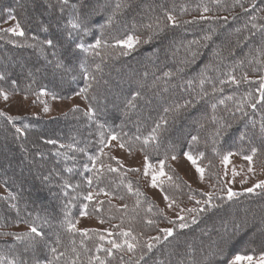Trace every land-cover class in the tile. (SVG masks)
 <instances>
[{"label":"trees","instance_id":"1","mask_svg":"<svg viewBox=\"0 0 264 264\" xmlns=\"http://www.w3.org/2000/svg\"><path fill=\"white\" fill-rule=\"evenodd\" d=\"M49 1L51 2L49 5L45 2L41 4L44 13L38 18L35 16L37 19L30 17L31 9L37 7L35 1H32L33 4L30 6L28 5L31 4L30 0H10L0 5V22L11 13L25 32L24 36H17L7 31H0V61L3 62L4 54L12 52L13 57L8 59L7 63L26 65V69L18 73L0 65V76L3 77L0 79V87L27 94L36 95L43 90L58 96H68L85 88L88 83L80 68V63L83 61L88 71L95 76V80L90 81L91 87L83 93L94 110L91 114L93 118L89 119V116L82 111L71 113L72 115L65 116V121L54 128L56 133L48 136L45 129L36 130L32 126L41 121L51 124L49 120L30 117L10 120L6 115L0 114V135L5 132L12 137V142L9 140L5 142L6 150L11 148L10 152L13 153L11 143L16 144L14 150L17 155L8 160L9 165L21 159L26 169L31 170L33 165L27 159H31V156L19 150L20 143L28 144L32 151L38 144L40 145V142L50 138L49 140H55L56 143H49L50 147L44 152L50 154V161L56 163V168H60L61 174L67 179L64 180L65 182L62 181L61 185L53 187V192L47 196L44 187L38 191L35 187H42L43 184L48 183V180L41 182L32 174L28 181L31 187L28 191L38 193L41 199L45 200L43 205L33 204L27 196L18 194L22 189L23 174L21 172L13 174L11 170L8 174L7 169L2 171L5 175H0V182L11 194L15 214L13 216L5 214V209L8 210L4 202L6 199L0 198V227L16 222L27 226L31 224L42 231L45 237V240L37 244L34 250L30 248L25 251L22 245H27V240L17 241L15 238L3 235L4 232L0 228V259L4 264H8L9 260L17 261L18 264H23L24 261H27V264H35L37 259L42 262L52 260V264H100L101 260L104 264H136L141 248L137 247L134 253L129 252L123 241L125 239L130 243L135 241L131 236L124 237L122 231H131L141 246L149 237L161 236V241L139 264H158V262L219 264L222 256H227V259L236 254L261 256V253H264V190L258 188L252 193L240 191L241 195L233 197L232 200L227 199L225 192L218 193L213 190L212 192L218 193L215 203L220 204L221 207L201 213L197 224L190 225L187 229L175 228L172 224L175 228L174 233L164 241V234L159 226L167 219L146 194L138 177L131 170L117 167L109 155L103 154V147L109 135H116L118 140H123L133 145L135 150L141 151L144 137L149 135L163 117L167 124L161 125L159 142H150L144 151H141L152 160H165L166 156L168 159L185 151L194 156L203 152V157L198 158V161L205 165L206 178L213 180L217 172L216 159L222 153L233 150L250 155L251 149L255 147L257 154L253 157V162L264 166V135L260 131L261 124L264 123V101L257 103L261 100L260 87L261 82L264 81V62H261L264 61V56L256 51L261 46L264 32L251 29L252 23L257 24L258 28L264 26L262 19L264 0H255L254 8L249 7L251 0H241L247 12L242 11L234 0H219L218 3L214 0H68L66 5H62L61 0ZM117 3L127 4L128 7L122 6L117 9ZM73 4L78 6L82 16L86 12L94 11L90 16L89 25L92 27V33L85 37L84 42L94 43L97 37L105 41L109 46L102 45L97 49L100 52L99 56L93 52L74 50V44L65 42L67 21L70 15L74 16L76 12L72 8ZM83 4H86V7L82 6ZM204 7H208L209 11L204 12ZM164 10L171 12L180 23L176 26L169 25L151 43L139 44L127 50L128 55H122L121 53L126 49L116 45L115 41L126 37L129 33L146 36L148 30L144 25L153 23L157 18L167 23ZM202 15L227 17V20L199 19ZM253 15L256 18L250 21L249 17ZM109 16L113 17L110 24L107 23ZM42 27H47L48 31H42ZM237 29L240 31L237 32ZM224 30L227 34H223ZM249 30L255 31L256 36L245 41L244 37L248 35ZM205 35H211V40L205 41L203 39ZM33 36L38 37L39 40L54 39L57 48L53 49L45 45L43 51H40L37 48L27 47V44L36 42L32 39ZM193 41H199V44H190ZM238 41H240L239 45ZM77 42H79L78 37ZM190 51L198 53L194 60ZM53 52L57 53L55 57L52 55ZM23 54H38L40 59L28 63L24 58H16ZM144 57L145 62L138 67ZM57 59L64 62L65 68L55 67ZM45 62H48L50 72L65 75L60 83L50 84L46 74L39 77L44 73L42 66ZM96 64L101 66L100 71L96 70ZM206 65L211 67L206 68ZM67 68L71 71H66ZM177 69L183 70L178 72ZM165 71H171L174 75L164 77L162 74ZM7 73L8 77H6ZM202 73L211 78V82L203 86L204 91L209 95L197 100L196 96L201 91L198 85ZM228 74L235 75L240 83L227 82ZM245 74L247 80L244 79ZM190 80L191 88L187 83ZM221 80H225L226 83L221 84ZM121 83L130 84L131 87L118 90L116 104L107 109H99L100 106L111 103L113 99L111 93L119 88ZM213 87L217 91L212 92ZM136 91L140 93V97L134 101L136 107H126L128 99ZM156 98H158L157 103ZM221 100L224 101L223 104L219 103ZM185 101L192 103L177 109V105H184ZM213 103L217 104L214 112L211 108ZM145 104L147 107L144 106ZM252 104H256V107H251ZM166 108L168 112L164 111ZM213 115L217 123H213ZM188 118H192L190 123H186ZM220 121L232 126L220 136H216L215 130ZM70 123L73 124V129L67 127ZM100 124L103 125L102 128L98 126ZM199 124L204 126L199 127ZM181 127L183 131L176 133V129ZM17 129L20 131L18 132ZM241 134H244L243 139ZM137 136L140 140L135 139ZM192 136H197L198 140L192 142L190 146L189 141ZM228 140L233 142L226 144ZM213 148L216 149L215 152ZM5 153L8 154V151ZM5 156L0 153L1 159ZM90 157H95L96 163L100 162L104 165L93 169V161L89 159ZM85 164L88 165L87 169L84 167ZM109 165L116 170H109ZM169 177L172 179L166 181L162 190L173 205L195 203V200L189 199L190 195H194L197 199H206L204 193L189 187L173 171L169 170ZM129 183L132 191H129ZM90 189L96 190L97 193L106 192L111 199H101L90 207V200L96 199V197L86 199V192ZM137 189L141 195L136 194ZM220 195H223V199H220ZM118 202L122 203V206H118ZM85 205L87 207H84ZM80 212H91L109 223L111 236L108 238L101 232L89 235L70 230L68 221L73 223L74 217ZM150 220L154 223H148ZM225 222L230 230L231 240L229 246L221 253L218 244L224 234ZM235 223L240 225L238 231L234 228ZM101 235L104 237L103 240L100 239ZM248 237L251 239L247 244L241 242ZM111 240L121 244L122 248L112 249V255H109L107 249L112 247L109 243ZM196 241L199 245L195 247ZM52 247L57 249V253L50 251ZM59 253L63 255L59 256V259H54ZM95 257H99V260L94 259ZM226 262L225 260L224 264Z\"/></svg>","mask_w":264,"mask_h":264},{"label":"rangeland","instance_id":"2","mask_svg":"<svg viewBox=\"0 0 264 264\" xmlns=\"http://www.w3.org/2000/svg\"><path fill=\"white\" fill-rule=\"evenodd\" d=\"M10 0H2L0 2V5H4L8 3ZM31 4H28L29 6L32 5V1L36 2L34 9H31V14L30 17L33 19H37L38 16H42V5L45 2V4H51V2L48 0H30ZM95 1V0H94ZM94 3V2H93ZM40 4V5H39ZM42 4V5H41ZM34 5V6H35ZM68 7V6H67ZM69 9H71V6L69 5ZM37 16V18L35 17ZM16 24V20L9 19V16H5L3 20L0 22V30H6L8 28L14 27ZM13 34V33H12ZM223 34H227V32L224 30ZM125 38V37H124ZM122 38V39H124ZM123 47V46H122ZM13 54L12 52H8L4 54L3 56V62L0 61V65L3 67H6L8 69L14 70L17 73L20 70L26 69V65L20 63L19 65H14L11 62L7 63V60L12 58ZM16 58H24L28 63L33 62L35 60H39L38 54H23L20 56H16ZM145 57L142 58L141 62L138 67H141L142 64L145 62ZM43 71L44 73L39 75V77H43L45 74L47 77H49L50 84H53L54 82H61V80L64 79L65 75H61L58 72H50L48 70V62L44 63ZM9 74H6V77H8ZM25 81V80H23ZM130 84H124L121 83L119 84V88L115 89L111 94H112V101L110 104H106L104 106H100L99 109H107L110 106L116 104L117 98L119 96V91L126 90L130 88ZM6 94H7V99H4L3 96H0V113H3L7 117H12L13 119H18V118H25V117H30V118H38L40 120L44 121H51L50 123H46L41 121V123L34 124L32 128L36 130H41L45 129L46 135L54 134L56 133L55 127L58 126V124L63 121H65V116H69L71 113H80L86 112L89 107H91L88 104V100L86 96L81 93L80 95H76V93L80 92H74L71 95L68 96H58L56 95V98H53L52 93L43 91L40 94H27L23 93L19 90L15 89H10L6 87H0ZM119 90V91H118ZM109 95V93H107ZM106 94V95H107ZM156 103L158 102V98L155 99ZM45 106L48 107V111H45L44 108ZM147 107V104L144 105ZM120 113L117 114L119 116ZM72 115V114H71ZM56 119V123H55ZM192 121V118H188L186 120V123H190ZM45 124V128H43ZM68 128L73 129V124L70 123L67 126ZM183 128L176 129V133H179ZM81 134V133H80ZM113 135H109L106 138L105 144H104V151L103 154L109 155L115 165L121 169L124 170H131V169H138V171H132L139 179V182L146 192L148 196L153 200V202L156 204V206L159 208V211L163 209V213H160L167 219V221L159 226L160 230L163 228H169L172 227V224L169 223V220H176L178 215H186V213L182 212V209H187V208H192L195 206V203H186L182 205H173L170 199L165 200V194L162 190V186L165 185L166 181L169 179V170L173 171L176 175L180 176L183 181L191 188L196 189L197 191L201 193H207V192H212L213 190H216L218 193H226V188L224 187L225 185L227 187L232 188L233 191L236 192H244L243 190L245 188L252 187L254 184L258 183L259 181L264 180V166L257 165L253 161L251 165H249V161L245 160L243 157L247 156L248 154H241L237 151L229 150L227 152L222 153L221 156L217 157L216 159V173H215V179L213 180H208L206 178V170H205V165L200 163L197 159V164L204 168V178H200V174L196 171V166H194L190 160H188L185 156L184 153L180 155H176V159L173 160L172 157L168 158L165 160V164L163 165V171L165 173L164 176H157V184L155 186L152 185V175L154 172L158 173L161 169V164L159 161L163 159H157V160H152L148 158L147 161H145V153L141 152L139 150H132L129 151L128 148H121L119 146L120 140H110L109 138ZM12 137L8 135L7 133L3 132V134L0 135V153L3 155H6L5 158H0V175H5L3 174V170L8 171L7 173L9 174V170L13 172V174L21 172L24 177H22V189L18 191V194L20 196H27L29 200L33 204H45V200L41 199L40 195L35 192H29L28 190L31 188L30 183L28 181L30 180V176L36 175V177L43 182L45 177H47L48 183H45L41 186L35 187L36 191L42 190L44 187V192L48 196L53 192V187L56 185H61V182H65L67 179L64 177L61 173V171L56 168V163H52L53 161H50V154L45 153L44 150L49 148L50 145L47 142L50 138L47 139L45 142H40V145L38 144L37 147L34 150H30L27 145H24V143H20L19 145V150L23 152V154H29L31 156L29 159L30 163L33 165V168L31 170H27L24 164V161L21 159L16 160L12 165H9V159L13 156L17 155V152L14 150L16 144L11 143L12 145V150L13 153L10 152L11 148L9 150H6L5 142L8 140L12 142L11 139ZM233 140H228L225 143L230 144L232 143ZM27 143V141H26ZM42 144V145H41ZM18 146V144H17ZM8 151V154L5 152ZM228 153H232L228 157V162L225 163L223 160V157L227 155ZM9 160V161H8ZM92 163V162H91ZM150 165L148 168L147 174H145V164ZM56 165V166H55ZM95 167L99 168L102 167L104 164L100 162H95ZM249 166L253 168L252 172L248 171ZM233 169L239 175L233 176ZM65 180V181H64ZM241 180H244V183H241ZM163 181V183H161ZM210 185H215V188L210 187ZM258 189V188H257ZM256 190V189H255ZM220 191V192H219ZM28 192V193H27ZM91 193L92 198L94 200H90L89 206L92 207L96 205L97 202H99L101 199L105 198H110L106 192H100L97 193L96 190L90 189L86 192V197ZM0 198L6 199L4 202L7 204V209H5V214L8 216H13L15 212H13L12 208V198L11 194L9 193L8 189L6 188L5 185H3L0 182ZM11 198V199H9ZM52 201H55L53 199H50ZM89 200V199H88ZM169 204H171V207H169ZM118 206H122V203L118 202ZM3 210V209H2ZM4 212V210H3ZM80 212L77 214L74 219L73 223L75 225V230L79 231L84 234H89V235H94L95 232H101L104 234L106 237H110L112 232H111V225L107 222H105L102 218L92 214L91 212L87 213L85 212L83 215ZM11 214V215H10ZM103 221V222H102ZM1 231L4 233H21V232H27L29 231V226L21 223V222H16L12 223L9 226H2L0 227ZM84 230H87L85 232ZM250 232V231H249ZM251 233V232H250ZM249 233V234H250ZM254 233V231L252 232ZM9 237L14 238L12 235H8ZM251 237H248L244 241L242 240L244 244L248 243L250 241ZM195 247L199 245V242L196 241L194 243ZM243 245V244H242ZM22 247L26 248L28 247V244L22 245ZM241 257H244L245 259H241L240 261L237 262V264H258L259 257H253L252 261H249L246 259V257H251V256H245V255H240L236 254ZM233 255L230 259H232L234 256ZM229 259V260H230ZM227 264V262L225 263Z\"/></svg>","mask_w":264,"mask_h":264},{"label":"snow or ice","instance_id":"3","mask_svg":"<svg viewBox=\"0 0 264 264\" xmlns=\"http://www.w3.org/2000/svg\"><path fill=\"white\" fill-rule=\"evenodd\" d=\"M62 5H66L68 3V0H61ZM214 2H219V0H214ZM235 4H239L242 11L247 12V9L244 8L243 4L241 3V0H234ZM82 6L86 7V4H83ZM128 7L127 4H121V3H117L116 8L119 9L121 7ZM255 6V0H251V3L249 4V7H253ZM72 8L76 10L75 15L69 17L68 21H67V26H66V33L64 36L65 42L66 43H71L74 44V50L78 49L81 50L85 53L88 52H93L95 55L99 56L100 52L97 51V49H99L102 45L104 47H108L109 45L103 41L100 37H97L94 41V43H90V44H86L85 41V37L89 36L92 33V27H90V16L92 14H94V11L92 12H86L83 16L81 15L80 11L78 10V6L76 4L72 5ZM63 10V8L61 9ZM204 12H208L209 8L208 7H204L203 8ZM115 13H113L114 15ZM164 16L166 17L167 23H165V21L163 19L157 18L153 23H149L147 25H144V27L148 30V34L146 36H142V35H135L132 33L127 34V36L124 39H117L115 41L116 45H120L123 46L124 49H126L125 51H123L121 54L122 55H128V51L127 50H131L133 49L135 46H138L139 44H149L151 43L154 39L158 38L160 36L161 33H163L165 31V29L171 25V26H176L177 24H179L180 22L176 20V18L172 15L171 12L164 10ZM223 19V20H227V17H205V16H201L199 19ZM255 16H251L249 17L250 21H254L255 20ZM9 19L15 20L16 17L11 15V13H9ZM113 17L109 16L107 23L110 24L112 21ZM262 19H264V17H262ZM184 23H188V21H184ZM101 27H103V25H101ZM134 27H135V23H134ZM245 28L247 29V25H245ZM251 29H256L260 32H264V26H257V24L252 23L251 24ZM42 31L47 32L48 28L47 27H42L41 28ZM0 31H7L10 33H13L17 36H24L25 32L24 29L22 28L21 24L19 22H17L15 24L14 27L8 28L6 30H0ZM237 32L240 31V29L236 30ZM256 36V32L255 31H248V35L244 37V40L247 41L252 37ZM77 37L79 38V42H77ZM211 35H205L203 37V39L205 41L207 40H211ZM32 39L34 41H36L35 43L32 44H27V47H31V48H37L40 51H43V46H49L53 49L57 48V43L54 39H45V40H39L38 37L33 36ZM12 43H15V41H11ZM240 41L237 42V44L239 45ZM190 44H199V41H193L190 42ZM257 52L260 53L261 56H264V38L261 39V46L258 47L256 49ZM71 55V53H69ZM52 55L55 57L57 55L56 52H53ZM190 55L192 57V59L194 60L195 57L198 55L197 52L195 51H190ZM187 62V61H186ZM264 62V61H261ZM51 63V61H50ZM55 67L57 69H63L65 68L64 62L62 60L57 59ZM207 67H211V65H206ZM80 68L83 72L84 78L86 80L87 85L85 88L80 89V92L76 93V95H80L81 93H86L88 91V89L91 87V83L90 81L95 80V76H93L88 69L85 67V63L83 61H81L80 63ZM95 68L97 71L101 70V66L99 64L95 65ZM66 71H71L70 68L65 69ZM183 69H177V71H182ZM164 77H172L174 75L173 72L171 71H165L162 74ZM145 76H147V73H145ZM3 77L0 76V79H2ZM160 77H157V79H159ZM73 79H75V77H73ZM244 79L247 80L248 77L245 74L244 75ZM211 82V78L206 77L203 73L201 74V79L199 80V87H200V93L197 94L196 99H203L204 97H207L209 95L208 92L204 91V84L205 83H209ZM227 82H231L234 84H239L240 81L236 79L235 75L233 74H228V81ZM13 83L15 84V81H13ZM188 86L191 88L192 86V81H188ZM221 84L226 83L225 80H221L220 81ZM217 91V89L215 87H213L212 92ZM260 91H261V100L257 101V103H260L261 101H264V81L261 82V87H260ZM43 92V90H42ZM53 98H56L55 93H52ZM0 96H3L4 99H7V94L0 89ZM140 97V93L138 91L133 92L131 95V98L128 99L126 107L128 108H135L136 104L134 103V101ZM228 99H232V97H228ZM192 101H185L184 105H177V109L181 108V107H185L189 104H191ZM219 103L223 104L224 101L221 100L219 101ZM251 107L255 108L256 104H252ZM211 108L213 110V112L216 110L217 108V104L213 103L211 104ZM45 111H48V107L45 106L44 108ZM240 109L238 108L237 111H239ZM165 112H168V109L166 108L164 110ZM94 112V110L89 107L87 109V111L84 113L85 115L89 116V119H92L93 116L91 115ZM3 114V113H0ZM245 115H247V113H245ZM9 119H13L12 117H9ZM212 121L213 123H217V119L216 117L213 115L212 116ZM166 125L167 121L161 117L160 121L157 122V124L155 125V127H153L152 131L149 133L148 136L144 137L143 139V144L141 146V151H144V148L149 145L150 142H159V137L161 135L162 129H161V125ZM99 127H103L102 124L98 125ZM199 127H203V124H199ZM231 124H225L223 121H220L218 123V127L215 130V135L216 136H220L222 134V132H226L229 128H231ZM17 131L19 132L20 130L17 129ZM260 131L261 134L264 135V123L261 124L260 127ZM101 136L103 137V133H101ZM244 138V134H241V139ZM110 140H117L118 137L116 135H113L109 138ZM136 140H140V137L137 136L135 137ZM198 140L197 136H192L191 140L189 141V145L191 146L192 142H195ZM50 144H55L56 141L55 140H48L47 141ZM119 146L121 148H128L129 151L134 150V146L127 144L126 142H124L123 140L120 141ZM81 151H83L81 149ZM213 151L215 152L216 149L213 148ZM59 155V153H57ZM257 154V149L255 147H253L251 149V154L244 156L243 158L247 161H249V165H251L252 161H253V157ZM106 155V153H105ZM204 153L201 152L198 154V156H194L193 154H191L188 151L184 152V156L191 161V163L196 166V171L200 174V178L203 179L204 178V168L200 167L197 164V159L200 157H203ZM232 155V153H228L227 155H225L223 157V160L225 163L228 162V157ZM90 160L93 161L92 167L93 169L95 168V161L96 158L95 157H90ZM167 159V156L165 157V160ZM172 159L175 160L176 159V155L172 156ZM148 160L147 155H145V161ZM165 160H161L159 161V163L161 164V169L158 173L154 172L152 175V185L155 186L157 184V176H164L165 173L163 171V165L165 164ZM84 167L87 169L88 165L85 164ZM109 170L111 171H115L116 169H112L111 165L108 166ZM150 167V165H148L147 163L145 164V174H147L148 172V168ZM68 171H70V169H68ZM131 171H138V169H131ZM249 172L253 171V168L251 166H249L248 168ZM233 176H237L239 175V173H237L235 171V169H233ZM45 179H47V177H45ZM172 177H169V180H171ZM244 180H241V183H244ZM89 183H91V178H89ZM161 183H163V181H161ZM129 187V191H132V187L131 184L129 183L128 185ZM210 187L215 188V185H210ZM226 188V196L228 200H232L233 197L239 196L241 195V193L233 191L232 188L227 187L226 185L224 186ZM260 188L262 190H264V180L259 181L258 183L254 184L252 187L249 188H245L243 191L247 192V193H252L255 191V189ZM136 194L137 195H141V193L139 192V190H136ZM206 199H197L194 195H190L189 199L190 200H195V204L196 206L192 207V208H187V209H182L181 211L186 213V215H178L176 220H169V223L173 224L175 226V228H179V229H187L190 227V225H195L198 222L199 216L201 213H206L211 211L214 208H219L221 207L220 204L215 203V198L217 197L218 193L216 192H207L204 193ZM91 193L88 195V197H86V199H91ZM13 199H15V197H13ZM220 199H223V195H220ZM165 200H168V197L165 196ZM139 203V201H138ZM14 206V205H13ZM84 207H87V205H85ZM169 207H171V204H169ZM149 210L151 211V207L149 208ZM161 213H163V209L160 210ZM84 213H82L83 215ZM67 216V213H66ZM103 222V221H102ZM148 223H154V221H148ZM240 225L238 223L234 224V228L238 231L239 230ZM68 228L70 230H75V225L71 223V221H68ZM175 228L173 227H169V228H163L160 231L164 234L163 235V240L167 241L169 237H172ZM85 232H87V230H84ZM3 235H12L14 236L15 240L17 241H21V240H27L28 241V247L25 248V251H28L30 248L32 250H34L37 246V244H39L41 241L45 240L44 234L42 231L38 230V228L34 225H29V231L27 232H21V233H2ZM121 234L124 237H132V240L135 241V243H130L128 242L127 239H125L123 241L124 244L127 245V250L129 252L134 253L135 249H137V247L141 248V254L138 257L136 264H139V262L141 260L144 259L145 256L148 255V253H150L153 248L156 246L157 243H159L161 241V236L157 235L155 237H149L147 239V242L144 245H140L139 241L137 240V238L132 235L131 231H122ZM39 238V240L37 239ZM100 239L103 240L104 237L103 235L100 236ZM231 240V233L230 230L228 228L227 222H225L224 225V234L223 236H221L219 244H218V250L223 253L225 251V249L229 246V242ZM109 243L112 245L111 248L107 249V252L109 255H112V249H121L122 245L117 243L114 240L109 241ZM45 247H47V244H45ZM146 249V251L144 250ZM50 251L52 253H57V249L55 247H52L50 249ZM63 253H59L58 255H56L54 257V259H59V256H62ZM94 259L99 260V257H95ZM131 259V257H130ZM241 259H245L244 257H241L239 255L234 256L232 259H227V256H222V259L219 261V264H224V261H227V264H237L238 261H240ZM246 259H248L249 261L253 260V257H246ZM0 264H4V261L2 259H0ZM8 264H18L17 261L14 260H9ZM23 264H27V261H24ZM35 264H52V260H46V261H40L39 259L36 260ZM100 264H104V261L101 260ZM158 264H163V262H158ZM258 264H264V253H261V256L259 258Z\"/></svg>","mask_w":264,"mask_h":264},{"label":"bare ground","instance_id":"4","mask_svg":"<svg viewBox=\"0 0 264 264\" xmlns=\"http://www.w3.org/2000/svg\"><path fill=\"white\" fill-rule=\"evenodd\" d=\"M45 11V10H44Z\"/></svg>","mask_w":264,"mask_h":264}]
</instances>
